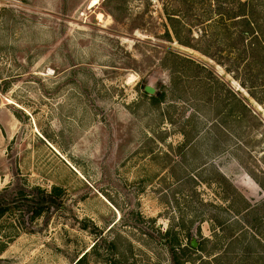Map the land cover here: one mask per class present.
I'll return each mask as SVG.
<instances>
[{"label": "rangeland", "instance_id": "1", "mask_svg": "<svg viewBox=\"0 0 264 264\" xmlns=\"http://www.w3.org/2000/svg\"><path fill=\"white\" fill-rule=\"evenodd\" d=\"M92 1L0 0V264H249L264 0Z\"/></svg>", "mask_w": 264, "mask_h": 264}, {"label": "crops", "instance_id": "2", "mask_svg": "<svg viewBox=\"0 0 264 264\" xmlns=\"http://www.w3.org/2000/svg\"><path fill=\"white\" fill-rule=\"evenodd\" d=\"M255 188V187H254ZM247 202H249L250 204V200L245 197ZM252 203V202H251ZM253 205L249 206L250 210L253 209L256 206H259L260 204L258 203H252ZM260 207V206H259ZM261 208V207H260ZM246 213L248 212V209H245ZM254 223V229L252 228V226L250 224L246 225V227L248 229L251 230L252 233H254L255 237L253 236L254 241H256L259 245V248L257 252H253L250 251L249 249L247 250L246 256H247V260H249V264H264V230H260L258 231L259 228H261L262 226H264V217H260L259 219L255 220ZM252 238V237H251ZM231 245H235L237 244V240L238 238V234L233 235L231 237ZM253 242H250L249 240H247V244L248 246H250ZM261 247V248H260ZM242 254H244V252H241ZM216 254L213 255V257L215 258Z\"/></svg>", "mask_w": 264, "mask_h": 264}, {"label": "trees", "instance_id": "3", "mask_svg": "<svg viewBox=\"0 0 264 264\" xmlns=\"http://www.w3.org/2000/svg\"><path fill=\"white\" fill-rule=\"evenodd\" d=\"M50 197H52V196L50 195L48 199H50ZM36 208H37V207H36ZM36 208H35V209H36ZM4 210H7V208H3V207L0 206V213H1V212H4ZM33 213L36 214V215H38V214H40L41 212H40L38 209H36ZM85 255H86V254H84V256H85ZM84 256H83V257H84ZM83 257L80 258V259L78 260V262H76L75 264H78V263L81 261V259H83Z\"/></svg>", "mask_w": 264, "mask_h": 264}, {"label": "water", "instance_id": "4", "mask_svg": "<svg viewBox=\"0 0 264 264\" xmlns=\"http://www.w3.org/2000/svg\"><path fill=\"white\" fill-rule=\"evenodd\" d=\"M145 90L148 92V93H155V89L153 87H151L150 85L146 86L145 87Z\"/></svg>", "mask_w": 264, "mask_h": 264}, {"label": "bare ground", "instance_id": "5", "mask_svg": "<svg viewBox=\"0 0 264 264\" xmlns=\"http://www.w3.org/2000/svg\"><path fill=\"white\" fill-rule=\"evenodd\" d=\"M99 2H100V0H93L92 3H91V7L96 6Z\"/></svg>", "mask_w": 264, "mask_h": 264}]
</instances>
